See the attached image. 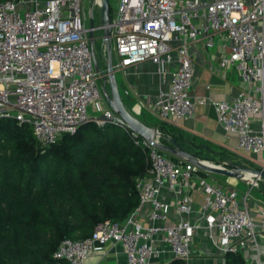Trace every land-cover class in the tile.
<instances>
[{
  "label": "built area",
  "instance_id": "built-area-1",
  "mask_svg": "<svg viewBox=\"0 0 264 264\" xmlns=\"http://www.w3.org/2000/svg\"><path fill=\"white\" fill-rule=\"evenodd\" d=\"M91 6L102 8V0H92L88 9L85 0L0 3V118L30 125L43 147L89 122V106L100 114L98 118L105 116L116 125L117 116L105 105L99 84L107 71L95 66ZM212 35L219 36L225 49L219 68L235 72L242 86L231 102L211 103L217 123L236 138L241 154L263 155L260 169L264 171V0H119L109 36L118 59L114 69L145 62L154 65L160 86L166 87L160 89L150 113L160 123L178 124L193 117L196 105L205 103L190 95L195 69L189 47ZM103 49L107 57L104 43ZM98 118L99 126L109 123ZM254 119L261 122L258 131L252 128ZM120 128L143 149L149 165L147 175L137 180L139 205L123 222L100 224L86 240L62 241L54 255L57 260L86 264L113 243L121 246L128 264H151L160 254L159 242L174 259L189 260L200 228L198 222L187 220L192 208L185 189L192 181L202 192L199 213L212 245L226 254L236 252L238 241L247 240L258 256L264 206L251 199L250 191L262 179L244 180L249 189L241 194ZM162 190L177 197L174 213L181 220L169 225V208L159 200ZM141 212L145 223L135 219Z\"/></svg>",
  "mask_w": 264,
  "mask_h": 264
},
{
  "label": "trees",
  "instance_id": "trees-1",
  "mask_svg": "<svg viewBox=\"0 0 264 264\" xmlns=\"http://www.w3.org/2000/svg\"><path fill=\"white\" fill-rule=\"evenodd\" d=\"M157 127L200 160L260 170L225 152L217 151V160L209 158L216 152L209 146L164 123ZM159 142L172 147L163 138ZM148 169L143 149L120 126L89 121L75 134L43 147L30 125L0 118V264H62L54 257L62 241L86 240L100 224L123 222L135 212L137 180ZM260 195L264 200V193ZM223 260L250 264L239 252H227ZM167 264L186 262L173 259Z\"/></svg>",
  "mask_w": 264,
  "mask_h": 264
},
{
  "label": "crops",
  "instance_id": "crops-1",
  "mask_svg": "<svg viewBox=\"0 0 264 264\" xmlns=\"http://www.w3.org/2000/svg\"><path fill=\"white\" fill-rule=\"evenodd\" d=\"M209 41L211 42L210 46L207 45ZM189 50L193 57L195 69V81L190 95L194 99L204 100L205 103L195 106L192 118L175 125H164L178 130L183 136L193 139V141L202 144L205 148L207 146L212 148L216 152L209 153V155L216 156L214 158L216 160L219 158L217 151L225 152L232 155L235 160L241 161V164L243 162V165H245L244 163H250L260 169L263 155L251 157L241 154L237 150L236 138L225 134L217 123L216 112L211 104L217 101L231 102L242 88L235 72H226L219 68V59L225 53L223 42L218 35H212L208 39L192 43ZM118 73L121 74V81L120 83L118 81V85L124 107L138 120L148 123V125L146 124L148 127L157 128L158 130L157 123L150 118L152 117L150 108L155 103L160 89H165L166 86H160L154 65L149 62L139 63L118 71ZM260 125V120L254 119L253 130L258 131ZM208 176H210L208 178L214 179L211 175ZM226 184V188H231L233 185L229 182H226ZM185 190L191 198L192 208V214L187 220L192 223L198 222L200 226L195 233L194 241L191 245L190 259L185 261L186 264H224L223 256L221 255L223 253L216 249L208 240L203 215L199 213L202 198L199 185L192 181L186 185ZM251 199L262 204L259 199L252 195ZM260 199L262 200L261 195ZM159 200L169 208V220L166 225L181 220V217L174 213L177 197L173 193L162 190L159 193ZM145 209L146 207L143 211ZM135 219L145 223L144 212L137 214ZM156 225H161V223H156ZM160 238L161 236L158 237V240ZM158 244L160 254L151 260V264L169 263L174 259L169 248L160 242ZM236 252L241 253L250 264H264V238L258 240V256H256L253 245L247 240L236 243ZM86 264L128 263L121 246L110 243L105 246L103 252L92 255Z\"/></svg>",
  "mask_w": 264,
  "mask_h": 264
},
{
  "label": "water",
  "instance_id": "water-1",
  "mask_svg": "<svg viewBox=\"0 0 264 264\" xmlns=\"http://www.w3.org/2000/svg\"><path fill=\"white\" fill-rule=\"evenodd\" d=\"M102 24L98 28L95 26V17L93 12L90 17V39L92 41V45L95 43V30L101 29L103 31V43L107 49V57H106V74L105 84L103 88L104 97L109 105V107L116 114V126L125 127L131 132L137 134L140 138L144 139L149 144H155L159 149L164 151L171 157L184 159L187 162L194 165L197 169L209 173V174H218L227 177L228 179L234 180H247L248 178L243 177L247 175L249 177H253L255 179H263L264 180V171L263 170H253L249 168H243L241 166H233L230 168L211 165L207 161L199 160L194 155L186 152L182 149L178 144H176L169 137L162 135L157 128L148 127L142 121L138 120L135 116L132 115L123 105L120 89L118 85V80L116 71L114 69V61H113V51L110 48V26L112 23V16L110 11V0H102ZM95 66L97 71H101V68L96 59V55L94 52ZM109 86V93L107 92L106 86ZM99 120L109 122L112 121L105 116H101L98 118ZM96 119H89V121H95ZM83 125V124H82ZM163 138L171 143L172 147L162 146L159 142V139Z\"/></svg>",
  "mask_w": 264,
  "mask_h": 264
},
{
  "label": "rangeland",
  "instance_id": "rangeland-1",
  "mask_svg": "<svg viewBox=\"0 0 264 264\" xmlns=\"http://www.w3.org/2000/svg\"><path fill=\"white\" fill-rule=\"evenodd\" d=\"M91 1L92 0H85V8L86 9H88V6L90 5ZM118 4H119V0H110V9H111V11L113 13L116 12ZM94 17H95L96 27L101 26V24H102V9L101 8H99V7L95 8ZM94 50H95L96 59L98 61V64H99L101 70L102 69L106 70V57H105L104 49H103V31H96L95 32V47H94ZM113 61H114V63L118 62V59H117V56H116L115 52H113ZM116 76H117V80L120 83L121 74L117 72ZM99 84H101V89L103 91L105 80L101 79ZM106 89H107V92L109 93V86L108 85L106 86ZM103 101H104L105 105L108 104L106 99H105V97H104V93H103ZM88 113H89V118L90 119H96V118H98L100 116V114L94 113L92 111V107L91 106L88 107ZM150 118H151V120H155V123L162 124V123L158 122L156 119H154V117L153 118L150 117ZM208 156H209V158H216V156H211V155H208ZM209 163H212V164L217 165V166L226 167V163H223V162L216 164L214 162H210L209 161ZM208 175H211L215 179L216 182L222 184L223 186H225L226 182L227 183L228 182L232 183L233 184L232 187L236 188L240 193H242V192L245 193L249 189V185L247 184L246 181H243V180L231 181L227 177L222 176V175H218V174H209L208 173ZM259 191H261V192H259ZM251 193H252L251 195L253 197H256L257 199H259L262 202V204L264 205V200L260 199V194L264 193V180H260L258 182V185L251 189ZM221 255L224 256L225 254H221Z\"/></svg>",
  "mask_w": 264,
  "mask_h": 264
},
{
  "label": "flooded vegetation",
  "instance_id": "flooded-vegetation-1",
  "mask_svg": "<svg viewBox=\"0 0 264 264\" xmlns=\"http://www.w3.org/2000/svg\"><path fill=\"white\" fill-rule=\"evenodd\" d=\"M95 8H96V7L91 6V8H90V12H93V14H94V10H95ZM90 17H91V16H90ZM95 23H96V22H95ZM89 24H90V21H89ZM95 26H96V24H95ZM99 27H100V26H99ZM99 27H98V28H99ZM96 31H101V29H97V30H95V32H96Z\"/></svg>",
  "mask_w": 264,
  "mask_h": 264
},
{
  "label": "bare ground",
  "instance_id": "bare-ground-1",
  "mask_svg": "<svg viewBox=\"0 0 264 264\" xmlns=\"http://www.w3.org/2000/svg\"><path fill=\"white\" fill-rule=\"evenodd\" d=\"M209 164L214 165V164H212V163H209ZM243 177H245V178H250L249 176L244 175V174H243Z\"/></svg>",
  "mask_w": 264,
  "mask_h": 264
}]
</instances>
